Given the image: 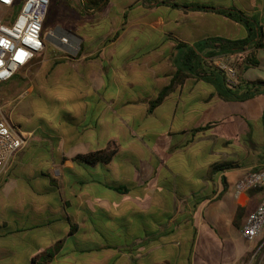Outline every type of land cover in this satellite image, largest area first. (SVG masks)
Masks as SVG:
<instances>
[{
	"label": "crops",
	"instance_id": "obj_1",
	"mask_svg": "<svg viewBox=\"0 0 264 264\" xmlns=\"http://www.w3.org/2000/svg\"><path fill=\"white\" fill-rule=\"evenodd\" d=\"M235 1L262 18L264 0ZM103 2L77 20L87 29L76 52L46 45L18 73L27 93L59 81L69 93L51 131H21L28 144L0 170V264H43L38 257L54 246L47 264H264V227L253 241L241 232L263 192L234 195L237 182L264 169V97L225 101L216 74L186 79L150 110L180 63L177 45L247 36H233L240 23L192 8L231 6ZM252 53L258 65L241 72ZM238 56L235 83L264 80L262 49ZM107 147L116 149L108 164L72 160ZM230 162L237 166L214 170Z\"/></svg>",
	"mask_w": 264,
	"mask_h": 264
},
{
	"label": "built area",
	"instance_id": "obj_2",
	"mask_svg": "<svg viewBox=\"0 0 264 264\" xmlns=\"http://www.w3.org/2000/svg\"><path fill=\"white\" fill-rule=\"evenodd\" d=\"M50 4L51 0H0V85L26 68L45 49L47 41L70 52L78 50L80 38L69 31L59 27L44 31ZM216 67L224 73L227 82H236L233 68L223 62H218ZM30 137L29 133L14 131L6 120L0 119V170L26 147ZM252 189L261 190L263 198L242 226V235L248 241H253L264 227V169L237 182L234 195L238 197Z\"/></svg>",
	"mask_w": 264,
	"mask_h": 264
},
{
	"label": "trees",
	"instance_id": "obj_3",
	"mask_svg": "<svg viewBox=\"0 0 264 264\" xmlns=\"http://www.w3.org/2000/svg\"><path fill=\"white\" fill-rule=\"evenodd\" d=\"M104 0H85L82 5L83 8L88 6H101L104 4ZM194 9H208L220 14L226 18H229L235 22L242 24L247 30V36L243 39H224L213 38L207 39L203 43H198L194 47H187L184 44L177 45L178 49H181L182 57L180 63L176 64V72L171 79L169 85L164 87L154 101L150 103V110L158 106L171 92H173L178 86H180L186 79H210L216 74L222 76L223 86L219 88L217 95L225 101H245L255 96L264 97V80L255 81H238L237 83L227 82L224 73L216 67L215 60L225 57H235L239 62V56L246 51H254L256 49H262L264 51V11L260 21H253L244 12L237 9H222L216 7H207L196 5L192 7ZM46 31V22L45 30ZM213 45L212 51L206 49ZM243 67L241 72L249 67L258 65L254 54H247L245 60L241 62ZM10 80L0 85V102H2L4 94H2V88L6 87ZM262 126L264 130V107L262 112ZM264 133V131H263ZM116 149L107 147L105 149L88 152L85 154H78L72 157L73 161L81 162L87 165H96L98 163L108 164ZM236 163H222L214 166L215 171L226 170L236 167ZM58 246H54L51 249L44 252L37 260L43 264H47L48 261L54 255Z\"/></svg>",
	"mask_w": 264,
	"mask_h": 264
},
{
	"label": "rangeland",
	"instance_id": "obj_4",
	"mask_svg": "<svg viewBox=\"0 0 264 264\" xmlns=\"http://www.w3.org/2000/svg\"><path fill=\"white\" fill-rule=\"evenodd\" d=\"M215 3L231 6L230 9L240 8V3L235 0H214ZM248 16V15H247ZM89 17L79 0H51L50 11L46 19V31H51L60 26L76 36H82L84 30L79 27V20H86ZM253 21H260L261 17L258 11L249 15ZM91 20V19H90ZM104 28L102 24L95 26L92 33H98ZM90 30V29H89ZM247 30L242 24H239L238 30L233 33L235 38L245 36ZM47 47H57L52 42L47 41ZM235 70V75L238 71V61L235 57H230L228 60H221ZM24 69L20 71V74ZM237 73V74H236ZM111 73L107 72L99 76V80H110ZM218 80H222V76H217ZM236 79V76H235ZM237 80V79H236ZM18 74L15 75L8 85L2 88L4 94L2 102H0V119L6 120L14 131H51V118H61L67 111L66 104L63 103L64 97L68 96L69 91L65 89L62 82H56L53 86L46 88H35L33 92L26 93L25 83ZM23 95V97H20ZM50 119V120H49ZM35 151L37 148L32 146L29 151ZM32 151V152H33ZM19 264H27L21 260Z\"/></svg>",
	"mask_w": 264,
	"mask_h": 264
}]
</instances>
